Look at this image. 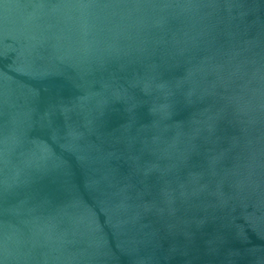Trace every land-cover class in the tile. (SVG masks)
Wrapping results in <instances>:
<instances>
[{"label":"water","instance_id":"1","mask_svg":"<svg viewBox=\"0 0 264 264\" xmlns=\"http://www.w3.org/2000/svg\"><path fill=\"white\" fill-rule=\"evenodd\" d=\"M0 264H264V0H0Z\"/></svg>","mask_w":264,"mask_h":264}]
</instances>
